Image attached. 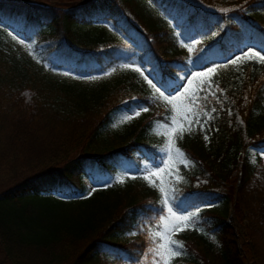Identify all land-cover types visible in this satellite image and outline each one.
Returning <instances> with one entry per match:
<instances>
[{
    "label": "trees",
    "instance_id": "trees-1",
    "mask_svg": "<svg viewBox=\"0 0 264 264\" xmlns=\"http://www.w3.org/2000/svg\"><path fill=\"white\" fill-rule=\"evenodd\" d=\"M57 1L0 0V36L11 32L24 40L0 49L5 262L144 264L148 244L118 238L145 235L142 229L163 215L158 189L142 169L160 159L147 130L169 125L171 113L143 75L119 71L132 62L166 94L190 72L216 68L190 94L205 96L211 83L215 97L198 101L209 115L201 113L200 123L174 140L191 163L178 167L182 179L170 183V203L194 215L183 255L173 264H250L252 244L239 254L227 216L206 206L231 202L236 193L233 211L242 226L238 199L254 172L246 151L264 149V63L229 61L244 47L264 55V0ZM45 70L112 75L81 83L51 78ZM135 108L148 111L129 125L130 138L101 142L111 116ZM86 181L96 188L88 191Z\"/></svg>",
    "mask_w": 264,
    "mask_h": 264
},
{
    "label": "rangeland",
    "instance_id": "rangeland-1",
    "mask_svg": "<svg viewBox=\"0 0 264 264\" xmlns=\"http://www.w3.org/2000/svg\"><path fill=\"white\" fill-rule=\"evenodd\" d=\"M11 1L32 2V0H11ZM48 1H49L48 2L49 4L58 2L57 0H48ZM107 31H109V28H107ZM15 39H19V41H24L22 37L16 38V35L11 32H9V34L6 36H0V49L6 48V45L8 44H16ZM247 49L248 47H244L243 50H241L239 54H243L245 51H247ZM254 50L256 49L254 48ZM236 55L238 54L237 53L234 54L233 57H235ZM137 68H139L141 71L139 72L136 71L135 69ZM126 70H131L137 74H141V72H143V77L144 78L148 77L149 79V76L146 74V72L139 65L135 63H132V62L125 63L119 71H126ZM45 72H47V75L51 78L67 79V80H72V81H78L81 83L100 82V81L108 79L112 75V74H103V75H97L94 77H85V76L72 77L70 74L66 72H55V71H48V70H45ZM191 74L192 73L190 72V74L186 75L183 78L182 83L180 87L178 88V90H176L174 93H171V94H166L163 92L164 95L169 96V97L176 96L178 95L179 92H184V87L187 86L188 87L187 95L190 96L197 82L200 80L201 77H204V76L192 77ZM186 77L193 80V83L191 85L188 84V79H186ZM152 91L155 93L154 89H152ZM162 102L168 109L172 108V105L167 104L163 100ZM174 103L177 106L176 113L179 116L185 110L183 107L184 99L182 98L181 100H178ZM138 109H143V108H135L130 112L122 111V112L113 114L111 116L110 123L107 124L105 129H102L100 132L101 142L108 144L112 140H115L119 143L120 142L124 143L125 141H127L131 136V128L129 127V125L131 123H134L144 118L147 115V112L142 111V110L140 111L139 115H136L135 112ZM179 124L180 122L178 120L175 127H179ZM169 125H171V123ZM165 130H166L165 125H158V124H154L150 129L147 130V139L155 141L156 144L158 145L159 152H160V159L155 165L144 164L143 169H142V173H144V175L148 174L146 172V169L148 168H152L153 171H155L156 165H158L160 168L165 169V171L161 172L159 176H152L151 179L149 180L158 189V192L160 195V201L163 198V194L161 193L159 189L161 187H165L166 190L169 191L170 183L174 180L179 179V168L178 167L184 166L185 168H188L189 166V164L185 166L183 163H180L178 158H177L176 164H172L171 160H169L168 167H165V165L161 163L162 159L163 160L169 159V157L164 152V148L166 147V137L163 136V133L165 132ZM169 135H171V133H169ZM175 148L176 146L173 142V149H172L173 158H176ZM257 155L260 159V161L258 162L255 159ZM246 157L249 163L252 164L254 168V172H253V176L251 180L246 185V187L242 190L240 197L238 199L245 213V219L242 222V226L246 228V231L245 229L242 228V226L238 227V225L236 224L235 216L233 219L232 216L230 215L231 218L230 220H228L229 221L228 224L236 230L235 247H236L237 252L241 254V247L246 246L250 243L253 246V260L251 261L250 264H264V149H259L257 151L248 149L246 151ZM84 184L86 185L88 191H91L93 188H96L95 185L93 186L88 181L84 182ZM234 194L236 198V193ZM232 200L231 202H228V200H224L216 204H209V205H212L209 208L216 212L224 213L226 216H228L229 210H230V204L232 203ZM176 213L177 215H183V216H189L190 214L188 212H176ZM174 222L175 221H173V223ZM180 226L184 230L174 233L173 239L182 242L185 239V237L188 236V230L184 222H180ZM154 230H156V225L153 228H145V230L142 229V231L146 233L145 235L129 233L124 236H120L118 238V242L119 243L129 242V241L137 239L139 240V242L147 243L148 244L147 255L143 258L144 264H156L159 258L154 256V254L150 251V249L154 247V244L149 238L150 232ZM246 232H248V234H250L251 236L250 239L248 240L245 237ZM156 239L158 240L159 238L157 237ZM180 259H181V256L176 257L173 260H171L170 264H173L175 261H179ZM0 264H7L1 252H0Z\"/></svg>",
    "mask_w": 264,
    "mask_h": 264
},
{
    "label": "snow or ice",
    "instance_id": "snow-or-ice-1",
    "mask_svg": "<svg viewBox=\"0 0 264 264\" xmlns=\"http://www.w3.org/2000/svg\"><path fill=\"white\" fill-rule=\"evenodd\" d=\"M189 51L191 52L192 49L189 48ZM257 58L261 63H264V55H262L259 51H253L252 49H248V51L244 52L242 56H237L235 59H232L229 61L231 64H236L237 61H240L244 58ZM225 67L227 65H224ZM127 67V66H125ZM136 71H141L139 68L135 69ZM216 71L215 67L207 68L204 72H193L191 75L192 77L197 76H206L209 73L214 74ZM141 75H143V72H141ZM145 79L148 81L150 87H152L155 90V93L159 94V98H161L163 101H165L167 104L172 105V108L169 109L170 116L169 120L171 121V125L166 124L165 125V132L163 133V136L166 137V147L164 148L165 154L169 157L168 160H161V163L165 165V167H168L169 160H171L172 164H176L177 158L179 159L180 163H183L185 166H187L189 163H191L186 155L179 149L175 148V157L173 158L172 155V149H173V142L174 139L179 137L182 138L183 133L185 130H191V126L194 123H200L199 115L203 113L204 115H209L206 112H203V108L201 105L198 104V101L200 100H207L208 95H211L215 97V91H212V85L209 84V88L207 90V94L203 97L199 96L198 93H193L190 97L188 94V87H184V92H179L176 96H166L163 92L157 87L155 83L151 79H148V77H145ZM188 79V84L191 85L193 83V80L186 77ZM217 90L223 91L222 89H219V86H216ZM202 91L204 89H201ZM184 99V111L178 116L176 113V104L174 102ZM247 99V98H246ZM217 102H219L217 100ZM199 109V111H197ZM148 111L147 108L138 109L135 114L139 115L140 111ZM212 111H215V109H212ZM192 117H195V120H193ZM180 121L179 127H175L177 124V121ZM187 123V128L185 126V122ZM203 127V125H201ZM171 133V135H169ZM205 140H207V136H205ZM164 168H160L158 165L155 166V171H153L152 168L146 169V174L143 178L145 180H150L152 176H159L161 172H164ZM182 179V178H179ZM120 183L123 182L121 179L118 181ZM153 186H155L153 184ZM161 193L163 194V198L160 201L161 203V211L164 212L163 215L159 217V221L156 225V230L150 232L149 238L154 244V247L150 249V251L154 254V256L158 257V261L156 264H170L171 260H173L176 257H179L183 255V243L180 241H177L173 239V234L177 233L179 231L184 230L180 226V222H184L185 226H187L191 222L192 215L189 216H183V215H177L176 211L174 210V207L170 203L169 194L165 187H161L159 189ZM91 193H89L90 195ZM212 205H207L206 207H211ZM166 209V211H165ZM199 211V209L197 210ZM173 221H175L173 223ZM159 238L158 240L156 238Z\"/></svg>",
    "mask_w": 264,
    "mask_h": 264
},
{
    "label": "water",
    "instance_id": "water-1",
    "mask_svg": "<svg viewBox=\"0 0 264 264\" xmlns=\"http://www.w3.org/2000/svg\"><path fill=\"white\" fill-rule=\"evenodd\" d=\"M83 3H87V2H89L90 0H81ZM237 185H238V178H237V181H236V184H235V190H236V188H237ZM233 200H232V203L230 204V210H229V214H228V216H227V220H226V222L227 223H229V221L228 220H230V218H231V216H232V218L234 219V212H233V205H234V203H235V194L233 195V198H232ZM231 215V216H230Z\"/></svg>",
    "mask_w": 264,
    "mask_h": 264
}]
</instances>
